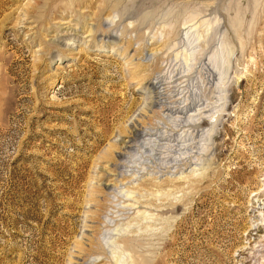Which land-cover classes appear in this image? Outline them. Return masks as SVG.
<instances>
[{
	"label": "rangeland",
	"instance_id": "rangeland-1",
	"mask_svg": "<svg viewBox=\"0 0 264 264\" xmlns=\"http://www.w3.org/2000/svg\"><path fill=\"white\" fill-rule=\"evenodd\" d=\"M136 263L264 264V0H0V264Z\"/></svg>",
	"mask_w": 264,
	"mask_h": 264
},
{
	"label": "bare ground",
	"instance_id": "bare-ground-1",
	"mask_svg": "<svg viewBox=\"0 0 264 264\" xmlns=\"http://www.w3.org/2000/svg\"><path fill=\"white\" fill-rule=\"evenodd\" d=\"M118 262H119V261H118ZM144 262H145V261H144ZM137 263H138V262H137ZM137 263H136V264H137Z\"/></svg>",
	"mask_w": 264,
	"mask_h": 264
}]
</instances>
